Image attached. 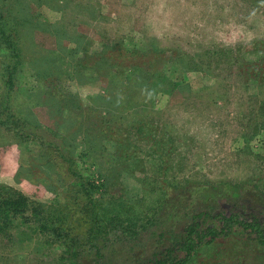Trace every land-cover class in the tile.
<instances>
[{
  "label": "rangeland",
  "instance_id": "rangeland-1",
  "mask_svg": "<svg viewBox=\"0 0 264 264\" xmlns=\"http://www.w3.org/2000/svg\"><path fill=\"white\" fill-rule=\"evenodd\" d=\"M0 14L17 18L14 24L24 63L19 66L16 84L21 88L19 101L25 114L37 119L40 126L67 133L64 140L69 143L81 144L84 137L69 135L72 129L66 117L55 115L47 103L35 104L28 95L40 90L39 69L56 76L61 73L60 65L63 68L58 56L67 57L66 62L115 44L136 45L141 52L162 50L165 57L161 61L160 56H142L151 73L137 72L140 76L130 86L120 83L114 88L107 72L98 77L86 72L66 78L62 74L65 80L59 83L60 89L81 100L83 106L97 104L102 114H113L124 125L152 121L156 130L150 139L136 134L140 138L131 140L130 155L145 159L141 167L133 166L125 150L117 165L119 175L107 177L103 170L102 178L99 164L85 165L94 173L96 184H105L98 193V205L91 210L86 197L76 198L77 205L72 204L71 209L78 207L86 219L84 227L73 230L74 240L70 234L68 239L55 233L44 237L26 225L11 226L0 233V264H152L164 251L176 250L186 220L191 218L183 217L182 212L175 216L159 212L163 198L144 193L143 179L153 183L160 179L154 174L156 163L161 162L153 153L156 148L170 168L167 180L175 184L171 203L182 201L178 199L182 195L174 196L185 192L187 185L200 198H206L202 189L208 188L215 193L208 203L212 205H200L197 212H236L264 222V129L252 135L255 124L263 120L255 114L264 91L246 71L249 65L215 59L211 68L206 63L209 57L202 55L209 49L264 45V0H0ZM5 50L0 43V101L5 88L1 83ZM181 56L192 64L180 63L177 58ZM261 56L254 50L244 58L261 63ZM45 57L52 60L45 62ZM66 67L73 70L68 63ZM128 104L133 105L126 107ZM127 135L123 132L120 139L127 141ZM28 146L45 150L37 140L18 137L0 124V183L51 203L56 198L54 188L68 185L60 184L63 176H54L56 185L47 186L41 181L46 180L45 174L29 171L33 157H29ZM105 146L109 165L114 147L112 143ZM133 215V224L126 222ZM81 217L67 218V225ZM94 224L95 232L91 229ZM66 242L72 246L70 250L58 246ZM226 242L212 245L225 248ZM215 249L206 247L189 264H207L210 250ZM253 249L252 255L257 252Z\"/></svg>",
  "mask_w": 264,
  "mask_h": 264
},
{
  "label": "trees",
  "instance_id": "trees-1",
  "mask_svg": "<svg viewBox=\"0 0 264 264\" xmlns=\"http://www.w3.org/2000/svg\"><path fill=\"white\" fill-rule=\"evenodd\" d=\"M16 19V17H12L10 14L7 16L0 14V43L6 49L3 51L1 61L4 70L1 75V83L5 88L1 94L2 98L0 101V124L14 132L18 137L28 140L34 139L45 146L44 151H36L32 146H28L29 157H33L32 162L29 160V171L31 170V172L36 173L34 169L40 170L41 174L46 175V180L42 178L41 181H45L47 186L50 187L56 185V183L52 182L54 176L55 178L63 176L64 178L60 184L66 183L68 187L54 188L55 191L57 190L55 200L51 201V203H44L30 198L22 191L13 189L5 183H0V233L11 226L20 228L21 225H26L33 228V230H37L44 237L46 233L51 234V236L55 233L68 239L70 234L69 238L74 240L71 235L73 230L84 227L86 219L84 215L79 214L78 207L71 209L72 204L77 205L78 201H76V198L81 199L86 197L89 199V204H91V207H89L91 210L92 206L98 205V193L100 188L105 184L104 181L103 183L96 184L94 173H91L89 171L90 167L85 165L87 163L90 166L99 164L102 170L98 172L102 178L104 174L103 170H105L107 177L114 174L115 176L119 175L117 165L121 163V151L125 150L126 156L131 157L133 166H136L135 168L141 167L144 165L145 159L130 155L133 149V142L131 140H133L134 136L138 139L140 138L136 134H140L141 138H146L147 136L150 139L152 130L155 131L156 128H154V123L148 120H136L133 122L135 124L124 125L115 120L116 117L113 114H102L97 104L85 107L81 100L63 92L59 87V83L64 81L66 77L75 74L86 72L88 75L98 77L102 75L101 72H107V77L115 84L114 88L120 83L130 86L139 78L140 75L136 76L137 72L144 71L145 73H151L150 66L148 65L149 62L146 59H141L142 56L144 58L150 56V54H152V58L160 56L161 61L165 57L162 54V50L156 53L150 48L141 52L136 45L129 48L126 44H115L105 47L99 52H88L82 58H68L66 62L64 59L67 57L58 56V60L61 61L63 68L60 65V69L58 68V70L61 73L56 76L45 74L44 69H39L37 71V81L40 90H36V92L28 95L34 97L35 104L42 105V103H47L53 108L55 115L60 118L66 117L70 121L71 127H69L72 129V132L69 130V135L74 137L79 136L78 138L84 137L80 141L81 144L69 143L64 140L67 133L56 131L55 129L49 130L45 126H40L37 119H30V115L25 114L23 103L19 101L21 88L17 86L16 79L19 66L23 65L24 58L20 45V36L14 24V20ZM252 48L254 47L249 48L238 45L217 50L209 49L202 53V55L209 57L206 63L211 68L212 60L215 59V62L219 60H231L236 65L238 63L249 65L246 66V71L250 73L253 79L258 81V85L264 91V45L259 44L253 50ZM254 50L261 52L260 61L263 64L260 62L251 63L244 58L247 52H253ZM138 55H140L139 58ZM149 59L151 60V58ZM172 59H175V56ZM177 59H179L180 63H185V65H188L190 62H186L182 56ZM50 60L52 59L43 58L45 62H49ZM192 62H190V65ZM66 63L73 66V70H68L67 67L64 68ZM259 64L260 66H258ZM250 65L255 67H250ZM62 74H65V78L62 77ZM9 101L10 104H8ZM129 105L133 104H128L126 107ZM255 115L260 116L263 120L255 124L254 130L251 127L253 136L260 132L261 129H264V99L260 102L259 107L256 108ZM122 118L124 119L125 117ZM250 119L249 117L248 126L250 125ZM123 132H127L128 134L127 141L120 139ZM105 143H112L114 147V151L110 153L113 157L109 165L105 162V155L107 154ZM80 146H83V148L78 149ZM153 153L158 155L161 160V162L156 163L154 168V174L157 173L155 175L160 179L156 183L143 179L142 182L146 187L144 193L146 195L154 193L163 198L164 204H161L159 212L162 211L166 214L169 212L172 216L182 212L181 215L183 217H189L191 220H186L183 238L180 244H178V248L176 250L171 248L164 251L163 255L152 264H189L191 260L200 255V251L205 250L208 246L210 248H217V250H210V259L207 258V264H263L264 222L257 216L246 218L236 212L230 214L224 212L211 214L208 210L197 212L200 205H205L204 207L206 208L207 204L215 198V193L208 188L202 189L206 198H200L187 185L185 192L178 196L175 194L174 196L178 198L182 195L183 197L178 198L182 201L171 203L169 198H172L175 184L167 180L170 168L162 160L165 157L161 156V150L157 151L156 148ZM35 181L39 182L38 180ZM165 182L170 184L168 185ZM207 193H209V196ZM172 201L175 202L176 199H172ZM211 205L208 204L207 207H211ZM65 211L68 214H63ZM71 216L82 217L79 221L73 219V222H69L70 226L67 225V218ZM133 217L136 218L133 215L126 222L132 223ZM70 227L72 229H69ZM95 228L94 224V227H91V229L95 232ZM84 232H86L85 229ZM225 240L227 241L224 243L225 245L227 244L225 248L213 247L215 245H212ZM229 240H233V243H230ZM66 244L61 243L58 246L66 247L70 250L72 246L70 245L69 247L67 242ZM253 248H255V251L257 250L256 253L258 254L252 255Z\"/></svg>",
  "mask_w": 264,
  "mask_h": 264
}]
</instances>
